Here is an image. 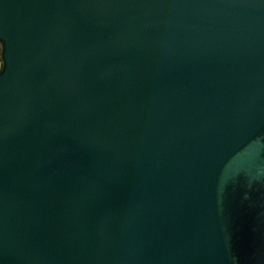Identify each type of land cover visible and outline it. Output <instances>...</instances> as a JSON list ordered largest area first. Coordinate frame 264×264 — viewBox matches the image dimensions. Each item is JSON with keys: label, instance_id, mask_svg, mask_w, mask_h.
<instances>
[{"label": "water", "instance_id": "obj_1", "mask_svg": "<svg viewBox=\"0 0 264 264\" xmlns=\"http://www.w3.org/2000/svg\"><path fill=\"white\" fill-rule=\"evenodd\" d=\"M0 264H264V0H0Z\"/></svg>", "mask_w": 264, "mask_h": 264}, {"label": "rangeland", "instance_id": "obj_2", "mask_svg": "<svg viewBox=\"0 0 264 264\" xmlns=\"http://www.w3.org/2000/svg\"><path fill=\"white\" fill-rule=\"evenodd\" d=\"M0 65H1V62H0Z\"/></svg>", "mask_w": 264, "mask_h": 264}]
</instances>
